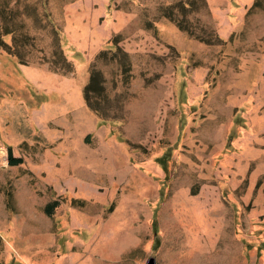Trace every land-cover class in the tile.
Returning <instances> with one entry per match:
<instances>
[{
    "label": "rangeland",
    "instance_id": "1",
    "mask_svg": "<svg viewBox=\"0 0 264 264\" xmlns=\"http://www.w3.org/2000/svg\"><path fill=\"white\" fill-rule=\"evenodd\" d=\"M188 1L0 0V264H264V0Z\"/></svg>",
    "mask_w": 264,
    "mask_h": 264
},
{
    "label": "trees",
    "instance_id": "2",
    "mask_svg": "<svg viewBox=\"0 0 264 264\" xmlns=\"http://www.w3.org/2000/svg\"><path fill=\"white\" fill-rule=\"evenodd\" d=\"M186 3H189L190 7H186V5L184 3H181L184 9H187V8L191 9L192 8L193 10L194 9L198 10V8H199L198 3L194 0H190ZM203 4L205 5L204 0H203ZM174 15L175 14L173 13V11L166 13V16L170 17L171 19H173L175 21L177 20L176 22L181 29L191 31L190 27L184 23V21L188 22V21H186V19L179 20ZM13 26H15V25H11L9 23V17L6 15L5 7L0 4V49L2 47H6L9 50V53L13 54L14 56H16L20 60H22V58H24V56L26 55V52L24 51V49H20L18 47V39L15 38L13 45H10L5 40V36L8 35L9 33H12L15 30ZM54 32H55V41H56V43L57 42L59 43V40H60L59 29L56 26H54ZM121 37H122L121 34L115 35L112 42L115 44H118V42L121 40ZM209 42H211V41H209ZM57 48H58V56L56 58L54 57V61H52V63L55 66L57 64V70H61L64 73L71 72L72 69H71L70 63L67 61L65 55H63V51L60 48V44L58 45ZM107 53H108V51L100 52L90 67V81L84 89V95H85V99H86L88 105L91 106L92 108H93V102L91 100V92L95 91L98 88V85H99L101 80L103 81V73H102V71H100L97 68V63L99 60L103 59L107 55ZM9 158H11L12 164H15V165L20 164L22 162L21 158L14 159L11 151L9 154ZM59 204H60L59 201L54 200L53 202H50L47 204V206L45 207V211L48 213V215H53L55 212V209L59 206Z\"/></svg>",
    "mask_w": 264,
    "mask_h": 264
},
{
    "label": "water",
    "instance_id": "3",
    "mask_svg": "<svg viewBox=\"0 0 264 264\" xmlns=\"http://www.w3.org/2000/svg\"><path fill=\"white\" fill-rule=\"evenodd\" d=\"M147 264H156V259H155L154 257H151V258L148 260Z\"/></svg>",
    "mask_w": 264,
    "mask_h": 264
}]
</instances>
